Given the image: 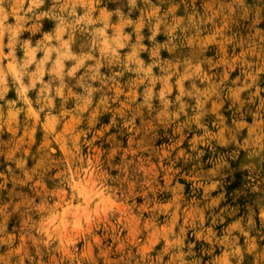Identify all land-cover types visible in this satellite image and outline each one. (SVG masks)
<instances>
[{"label": "rangeland", "instance_id": "rangeland-1", "mask_svg": "<svg viewBox=\"0 0 264 264\" xmlns=\"http://www.w3.org/2000/svg\"><path fill=\"white\" fill-rule=\"evenodd\" d=\"M95 7L96 15L121 9L124 20L131 17L132 26L116 16L112 25L132 33V43L145 37V61L159 45L171 48L162 55L173 78L156 90H173L172 107L146 108L136 96L147 85L128 74L104 89L108 101L98 93L86 113L72 98L57 100L62 115L54 135L24 115L22 139L0 131V172L9 156L29 162L20 169L13 163L0 178V264H264V0H137L135 8L128 0H96ZM157 20L160 35L150 43ZM26 27L21 40L35 44L53 24L44 20L41 29L32 20ZM87 39L77 34V46ZM245 85L252 87L241 93ZM6 122L16 129L10 115L0 116V125ZM33 169L39 183L24 186ZM66 174L107 188L115 203L104 211L107 201L99 198L91 225L46 242L35 230L40 202L80 205L63 190L71 183Z\"/></svg>", "mask_w": 264, "mask_h": 264}, {"label": "clouds", "instance_id": "clouds-1", "mask_svg": "<svg viewBox=\"0 0 264 264\" xmlns=\"http://www.w3.org/2000/svg\"><path fill=\"white\" fill-rule=\"evenodd\" d=\"M143 2L150 4L151 0ZM95 3L96 0H0V116L10 115L17 124L14 130L6 122L0 125V131L20 135L22 139L18 122L20 116L24 115L38 128H42L45 134L54 135L61 126L62 115L55 111L57 100L66 104L72 98L75 101L74 107H79L86 113L97 104L98 93L108 101L110 98L104 93V89L114 84L117 78L122 81L128 74L138 78L142 87L147 85L142 92L140 88L137 89L136 100L148 109L157 102L162 107L171 109L170 97L173 90L166 92L163 87L159 92L156 90L157 84L170 83L173 78L171 71L164 66L166 59L162 55V52L171 55V48L159 45L149 53L148 61H145L142 58L143 53L148 51V45L144 43L145 37L138 34L136 43H132V33L125 32L124 28L118 31L113 28V16H116L118 23L124 20L122 10L115 9L103 16V12L107 10L101 9V15H96ZM128 4L130 8H135L137 0H128ZM10 19L13 23H9ZM32 20L38 21L41 29L44 20L53 24L35 44L31 38L21 40L25 31H28L26 25ZM132 24L130 16L124 20L125 27ZM159 24L160 21L157 20L156 26L150 29L151 34L147 37L150 43L156 42V37L160 35ZM136 31L142 33L143 28ZM77 34L87 35L86 45L77 46ZM33 35L36 33H29V37ZM18 51L22 55L18 56ZM156 69H159V73ZM196 69L202 71L203 66L196 65ZM258 75H264V70ZM253 82L255 83V78ZM251 87L252 85H245L241 93ZM75 88L80 91L76 92ZM10 93H14V97H10ZM30 93H35V97ZM181 99L180 95L175 96L176 101ZM115 102L116 99H111V103ZM197 103L200 104L201 101L197 100ZM206 103L207 98L203 106ZM180 109L183 111V104ZM169 118H172L171 114ZM175 118L179 119V113H175ZM84 135L86 137L87 133ZM33 148L40 151L41 145L34 143ZM47 151L50 156L56 155V148L51 145ZM13 163L20 169L27 167L29 162L13 161L9 156L2 165L5 172L13 171ZM5 172H0V178L4 177ZM47 174L55 175V171L50 169ZM38 175L35 169L31 173L25 172L24 186L32 182L39 183L36 179ZM65 179L71 183L64 184L63 190L78 196L80 205L61 204L55 198L47 203L40 202L43 211L39 214L35 230L37 234L46 237V242L52 239L53 233L67 232L69 229L83 230L85 224L91 225L95 217L100 215V204L97 203L95 208L91 207L99 198L107 201L104 211L115 203L108 194V189L101 185L86 184L70 174H66ZM3 231L0 228V232ZM191 247L194 248L195 245Z\"/></svg>", "mask_w": 264, "mask_h": 264}]
</instances>
